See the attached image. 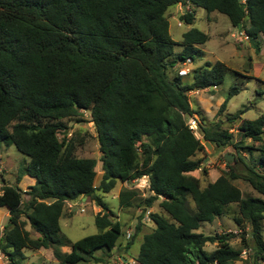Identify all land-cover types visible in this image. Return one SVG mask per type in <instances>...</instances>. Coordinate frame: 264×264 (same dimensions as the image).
I'll return each instance as SVG.
<instances>
[{
    "label": "trees",
    "instance_id": "trees-1",
    "mask_svg": "<svg viewBox=\"0 0 264 264\" xmlns=\"http://www.w3.org/2000/svg\"><path fill=\"white\" fill-rule=\"evenodd\" d=\"M179 3L225 14L260 50L264 0H0V143L30 157L17 184L4 185L0 195V207L10 214L0 250L11 264H22L25 249L51 248L62 264L115 249L123 224L104 195L118 182L142 175L149 178L148 197L139 199V190L130 188L118 195L121 208L137 200L139 208L144 206L136 234L144 226L145 208L161 199L164 213L149 214L153 227L134 257L139 264H235L243 260L244 249L251 251L246 259L251 264H264V113L242 120L237 141L231 127L198 121L202 138L215 148L231 146L236 155V163H227L215 181L203 186L192 174L201 167L203 157L197 155L206 148L185 119L196 112L188 92L220 86L230 67L217 60L195 68L189 82L179 74L170 79L169 69L202 56L200 46L209 39L192 27L181 42L174 40L167 11ZM181 20L193 24L194 12L187 10ZM177 45L182 46L179 53ZM237 93L239 88L232 87L221 109ZM83 111L91 113L98 134L103 170L98 186L95 160L77 156L74 141L59 137L68 128L65 119ZM242 113L228 120L234 123ZM241 149L256 150L258 157L247 160ZM23 176L35 179L27 191L18 185ZM237 179L259 196H244ZM82 197L102 208L95 216L99 232L72 241L60 219L66 203ZM234 203L240 233L196 231L227 214ZM234 237L241 240L238 248L230 242ZM135 238L127 240L126 250ZM207 243L217 247L208 251ZM64 246L71 251H63Z\"/></svg>",
    "mask_w": 264,
    "mask_h": 264
},
{
    "label": "rangeland",
    "instance_id": "rangeland-1",
    "mask_svg": "<svg viewBox=\"0 0 264 264\" xmlns=\"http://www.w3.org/2000/svg\"><path fill=\"white\" fill-rule=\"evenodd\" d=\"M191 11L195 14V21L193 24H187L181 20L183 11L178 5L171 6L167 11V17L170 23V32L175 41L181 42L183 34L190 28L195 27L209 36L208 41L201 45L204 54L202 56L196 55L192 63L188 64L190 73L182 77L183 81L189 82L192 79L191 73L195 68L205 65L207 62H216L217 60L225 62L230 71L226 74L223 83L220 86L209 87L206 89H199L188 92V98L192 108L196 111L193 117H189L188 121L195 120L202 121L205 126H214L219 123L223 127H231V131L235 135V141L240 139L238 126L243 119L254 120L264 113V38L260 37V50L257 51L251 40L244 42L238 41L231 34L235 32L233 25L229 18L217 11L208 13L204 8L191 5ZM182 22V25H179ZM237 28V27H236ZM235 28V29H236ZM177 53L182 51V46L175 47ZM179 63L169 69L170 79L179 74ZM237 86L239 93L231 96L224 109H221L222 104L230 95L232 87ZM241 114V119L234 123H230L228 116L232 114ZM187 116V115H186ZM68 128L62 130L59 137L62 139H72L76 144V154L79 157H89L95 160V170L98 174L96 177V185L100 184L102 178V161L101 151L98 139V134L94 122L91 120V113L83 111L81 115L65 119ZM188 123V122H187ZM198 138L202 139L199 133V126L195 133ZM247 144L251 140H246ZM206 148V147H205ZM242 155L247 160L258 157V151L254 150L252 154L246 150H240ZM234 152L231 146L223 148H213V150L206 148L205 152H201L197 157H203L201 167L192 172L193 175L199 177L202 185L205 186L209 182L215 181L222 171L227 169V161L225 154ZM235 154V153H234ZM236 156V155H235ZM30 160V157L20 152L15 145H7L0 143V191L2 184H17L20 170ZM236 163V161L234 162ZM206 170V173L204 172ZM34 179L29 176H23L18 184L24 191L29 190L33 185ZM234 183L240 187L244 196L259 194L253 187L243 179H237ZM136 184V185H135ZM130 188L138 189L139 196L143 199L150 195L149 178L147 175H142L138 182H118L116 187L109 193L104 195V201L109 205L110 209L114 212L123 224V234L119 237L118 245L112 251L100 249L96 252V259L83 260L77 264H124L121 259L125 256L129 259L130 264H138L134 259L135 254L139 252L143 237L145 233L151 231L153 225L150 218H143L144 226L141 231L136 234V225L139 222V216L142 214L144 208L135 206L128 208H120L118 195L121 189ZM28 195H23V200L26 201ZM160 200L154 203L152 212L164 213L160 208ZM190 205L194 207L192 199H189ZM137 206V207H136ZM96 202L87 197L86 201L79 200L75 202H67L65 205V215L61 217L60 224L63 233H65L72 241H77L85 236L99 232L95 222L96 214L102 208ZM76 209L73 212L72 209ZM84 208V211H81ZM238 204L234 203L228 208L227 214L217 217L213 222H203L197 232L205 234L216 233H240L242 228L239 227L233 220L234 214L237 213ZM147 209L145 208L144 214ZM72 214V215H71ZM70 215V217H69ZM9 214L6 208L0 207V239L3 235L4 226L7 224ZM26 228L31 231L33 237L38 234L28 223ZM248 229V227H247ZM131 231L135 242L129 250L125 249L127 243L126 234ZM133 239V238H132ZM234 247L241 246V240L234 237L230 240ZM217 247V243H207L205 249L212 251ZM27 250V249H26ZM70 250V247L67 248ZM26 258L22 264H62L54 257L52 249H44L39 253L38 249L27 250ZM250 249H248L247 257H243L238 264H251ZM124 254V255H121ZM237 262H235L236 264ZM0 264H11L9 259L0 250Z\"/></svg>",
    "mask_w": 264,
    "mask_h": 264
},
{
    "label": "built area",
    "instance_id": "built-area-1",
    "mask_svg": "<svg viewBox=\"0 0 264 264\" xmlns=\"http://www.w3.org/2000/svg\"><path fill=\"white\" fill-rule=\"evenodd\" d=\"M241 1H242V3H246L247 0H241ZM179 25H182V22H179ZM232 36L235 37V39L238 40V41H240V40H250V37H249L248 33L243 28L241 29V28L237 27L235 32L232 33ZM192 61L193 60L191 58H186L184 61L179 63V71H178L179 76L184 77V76H187L190 73V68L187 67V65L192 63ZM188 125L195 133L197 132L198 125H197V122L195 120L188 121ZM139 180H140V178L135 179V180H133V183L138 182ZM3 186H4V184H2V187ZM2 193L3 192H2V188H1L0 195ZM81 211H84V208H81ZM151 211H152L151 209H147V212L145 214L146 218H150L149 214H150ZM131 237H132V233H131V231H129L126 234V239L130 240ZM247 253H248V249H244L242 254H241V256L247 257Z\"/></svg>",
    "mask_w": 264,
    "mask_h": 264
},
{
    "label": "crops",
    "instance_id": "crops-1",
    "mask_svg": "<svg viewBox=\"0 0 264 264\" xmlns=\"http://www.w3.org/2000/svg\"><path fill=\"white\" fill-rule=\"evenodd\" d=\"M178 5V7L179 8H181L182 9V11H183V13L184 12H186L187 10H191L192 8H191V5L192 4H186V5H184V4H177ZM234 27V26H233ZM236 27H234V30H236L235 29ZM232 35V34H231ZM241 42H244V41H246V40H240ZM101 174H103V170H102V172H101ZM34 179V178H33ZM34 182H35V179H34ZM81 201H86L87 200V197H82L81 199H80ZM79 201V200H78ZM78 201H76L75 203H77ZM70 203V202H69ZM4 208H6V211L8 212V214H9V209L7 208V207H4ZM100 208V207H99ZM121 208V207H120ZM73 210V212L74 211H76V209H72ZM65 212H66V209H64V213H63V215L62 216H64L65 215ZM10 215V214H9ZM72 215V214H71ZM69 217H70V215H69ZM69 246H64L62 249H63V251H66V252H69V251H71V248H70V250H67V248H68ZM44 249H51V248H41V249H38V251H39V253H42V250H44ZM27 250H30V249H27ZM27 250L25 249V255L26 256H28L27 255ZM138 253H136L135 255H137ZM95 255H96V253H95ZM121 255H124V254H121ZM137 262V261H136ZM138 263V262H137ZM239 263V261H237V263L236 264H238ZM139 264V263H138Z\"/></svg>",
    "mask_w": 264,
    "mask_h": 264
},
{
    "label": "water",
    "instance_id": "water-1",
    "mask_svg": "<svg viewBox=\"0 0 264 264\" xmlns=\"http://www.w3.org/2000/svg\"><path fill=\"white\" fill-rule=\"evenodd\" d=\"M185 119L188 122V120H189L188 115L186 116ZM201 141L205 145L206 148L213 150L214 146L209 140H206L205 138H202ZM225 159H226L227 163L233 164L236 161V156H235L234 153L228 152V153L225 154ZM121 259L124 261V264H130L128 258L122 256Z\"/></svg>",
    "mask_w": 264,
    "mask_h": 264
}]
</instances>
